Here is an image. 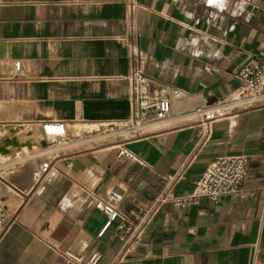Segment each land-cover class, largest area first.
<instances>
[{
    "label": "crops",
    "instance_id": "0c3cea01",
    "mask_svg": "<svg viewBox=\"0 0 264 264\" xmlns=\"http://www.w3.org/2000/svg\"><path fill=\"white\" fill-rule=\"evenodd\" d=\"M263 56L264 0H0V139L11 125L39 143L40 123L56 120L70 140L44 155L58 172L49 182L34 161L1 154L0 182L16 192L0 194V264H66L63 251L83 264L94 253L96 264H264V100L212 122L191 113L231 97L238 69ZM135 73L150 97L170 96L168 119L133 127ZM237 155V194L164 203L131 250L115 224L99 236L96 199L133 214L167 188L162 178L185 169L174 192L188 193L215 158ZM21 162L30 170L3 176Z\"/></svg>",
    "mask_w": 264,
    "mask_h": 264
},
{
    "label": "built area",
    "instance_id": "2783aa9c",
    "mask_svg": "<svg viewBox=\"0 0 264 264\" xmlns=\"http://www.w3.org/2000/svg\"><path fill=\"white\" fill-rule=\"evenodd\" d=\"M15 66L19 69L20 62L17 61ZM134 75L137 94L133 127L158 124L168 119L171 112L170 96L162 94L150 97L143 91V87L150 80L143 74L135 73ZM236 76L240 81V86L231 97L212 105L197 107L191 112L198 117L200 122L206 123L221 119L227 116L230 110L247 109L264 100V56L260 60L242 65ZM172 93L178 95L179 92L174 89ZM10 126L3 127L2 131H7L9 135L8 127ZM15 128L19 129L17 126ZM40 130L39 143L11 145L8 146V152H3L1 149L6 146V140L10 135L0 139V157L3 154L5 158L7 157V162L10 163L21 161L24 158L34 161L36 163L33 168L34 178L37 181L46 180L49 182L58 176V172L52 159L45 158L44 155L69 144L68 128L63 121L46 120L40 123ZM118 155L129 157L130 153L125 148H121ZM2 168L0 163V177ZM246 168L247 159L245 156L217 157L194 181L192 191L184 194H175L174 186L185 178V169L175 175L164 177L160 181L167 188L161 190L151 204L141 205L133 214H123L110 203L96 199L95 207L103 211L107 217L99 236H102L115 224L113 236L127 244L126 250H131L142 240L143 228L140 222L150 217L159 206L164 203H172L178 207H186L198 203L203 198L218 202L226 195L237 194L246 176ZM7 223V206L0 196V230H3ZM61 256L66 264H83L85 262L84 257L72 251H63ZM98 259V253H94L86 263L96 264Z\"/></svg>",
    "mask_w": 264,
    "mask_h": 264
},
{
    "label": "rangeland",
    "instance_id": "374dc122",
    "mask_svg": "<svg viewBox=\"0 0 264 264\" xmlns=\"http://www.w3.org/2000/svg\"><path fill=\"white\" fill-rule=\"evenodd\" d=\"M86 127H88V129H91L92 128V127H89V126H86ZM14 165L16 166L15 168H13ZM21 165H23V166L21 167ZM24 165H26V166H24ZM26 167H28V170H30V166H29V164L27 162H21L20 165H18L17 163L11 164V165L7 166L6 168H4L3 176L4 177H7L8 174L11 173V172H13V171H17V173H20L21 174L22 172L26 171V169H27ZM9 177L10 176H8L7 178L10 179ZM8 190L9 191L11 190V192H13V193L16 192L13 189H11L9 186H7L6 184H4L3 182H0V194L1 193H4V192H7V193L10 194V192ZM12 200H15V199H12Z\"/></svg>",
    "mask_w": 264,
    "mask_h": 264
},
{
    "label": "bare ground",
    "instance_id": "6f19581e",
    "mask_svg": "<svg viewBox=\"0 0 264 264\" xmlns=\"http://www.w3.org/2000/svg\"><path fill=\"white\" fill-rule=\"evenodd\" d=\"M20 128H21V126H20ZM8 132L10 133V136L6 141V146L1 149V151H3V152H8V146H11L12 144L20 143V142L26 143V142H28V140H30V139H28V137L20 136L18 129H16L15 127H12V126L8 127ZM28 134L31 135V133H28Z\"/></svg>",
    "mask_w": 264,
    "mask_h": 264
},
{
    "label": "water",
    "instance_id": "95a60500",
    "mask_svg": "<svg viewBox=\"0 0 264 264\" xmlns=\"http://www.w3.org/2000/svg\"><path fill=\"white\" fill-rule=\"evenodd\" d=\"M7 141V140H6ZM18 143L12 144V145H17Z\"/></svg>",
    "mask_w": 264,
    "mask_h": 264
}]
</instances>
